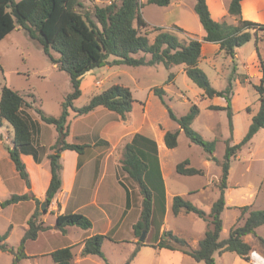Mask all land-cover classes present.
Here are the masks:
<instances>
[{"label": "trees", "instance_id": "16d2710c", "mask_svg": "<svg viewBox=\"0 0 264 264\" xmlns=\"http://www.w3.org/2000/svg\"><path fill=\"white\" fill-rule=\"evenodd\" d=\"M86 0H0V42L16 29L25 30L32 39L38 40L48 60L61 72L69 75L72 92L63 103L62 114L53 117L37 110L41 121L55 127L58 133L56 144L51 147L48 156L50 161L51 181L46 192L44 203L47 209L56 194L61 190L62 153L75 151L83 155L89 145L84 143H69L70 116H84L102 107L117 114L126 121L133 111L135 100L129 87L116 84L107 90L94 95L89 104L77 108L76 100L82 96V81L84 76L96 69L105 67L111 62L115 66L152 67L163 65L167 70L174 66H183L188 78L199 88L204 90V97L209 99L224 98L225 107L211 106L215 111L227 112L230 121L232 112V87L224 91L212 87L207 74L199 67L202 58V44L198 39L182 40L174 32L155 27L156 36L153 42L149 39L148 31L141 34L142 29L149 27L142 15L143 4L141 0H113L107 6L95 5L90 9L85 4ZM90 1V0H89ZM172 0H148L149 5L168 7ZM242 1L232 0L228 13L236 18L237 24L217 22L213 19L206 0H196L194 7L199 21L206 33L204 41L218 44L220 51L230 56L234 62L236 50L246 43L255 40L256 52L261 64L263 77L261 83L255 86L260 98V110L253 118L252 125L241 143L232 145V138L227 140L226 152L222 161L214 156L216 141L205 140L200 133L192 128L195 119L200 115V109L193 104L188 114L177 117L171 109L169 114L179 129L166 131L165 145L169 150L178 147V139L182 131L192 144L200 146L209 155V159L221 166V175L216 182L218 199L213 203L211 212L206 213L192 204L184 197L177 195L173 198L172 212L175 216L193 214L207 224L203 238L199 241L198 248L192 249L185 238L172 231H163L166 216V184L163 178L158 144L155 140L137 133L131 141L124 146L121 169L127 177L139 188L143 197L142 210L139 221L134 225V235L140 238L144 232H155L151 241L136 242V249L131 256L134 260L142 247L178 251L192 258L199 264H215L217 253L231 252L240 258L250 261L252 248L245 241L248 235H257V230L264 226V209L251 210L250 206L241 207V217L245 218L242 225L230 230L229 237L221 240L223 232L222 214L227 208L226 191L230 176L231 162L238 152L248 145L253 137L264 130V61L260 54L259 34L264 37V24L243 19ZM177 31L183 30L177 27ZM143 55V56H141ZM149 56V58L147 57ZM2 67L0 65V73ZM174 74L169 75L172 81ZM241 83H245L240 79ZM0 127L7 122L14 132L13 147L8 148L9 156L14 163L19 177L27 184L29 174L22 155H31L37 163L41 162L40 148L35 143L36 133L40 124L30 114L31 105L17 91L0 83ZM154 94L162 100L166 95L164 88H155ZM232 125V124H231ZM176 172L181 176H203L204 170L191 166L186 159L176 166ZM127 209L132 206L130 190L126 185ZM34 200L37 208L28 220L25 231L17 248L8 244L10 230L0 234V251L14 256L12 264L20 262L28 255L25 246L28 241L37 240L41 232L52 230L53 227L45 225L41 217V202L33 195L14 194L0 203L2 209L21 202ZM79 227L89 230L93 227L92 221L81 213L58 214L54 229L63 234L67 228ZM264 247V239L258 238ZM106 241L115 242L110 235L97 234L83 242L81 257L98 256L109 264L103 253ZM54 264H76L74 247L57 249L50 254Z\"/></svg>", "mask_w": 264, "mask_h": 264}, {"label": "rangeland", "instance_id": "374dc122", "mask_svg": "<svg viewBox=\"0 0 264 264\" xmlns=\"http://www.w3.org/2000/svg\"><path fill=\"white\" fill-rule=\"evenodd\" d=\"M111 1L113 0H86L85 4L88 8L93 9L95 5L107 6ZM193 1L195 0H172L169 8L164 9L156 5H149L147 3L148 0H141L143 4L141 12L149 25L147 29L140 31L141 34H145L148 31V37L153 42L156 36L153 28L159 27L174 32L182 40L197 38L193 33L182 28L183 32L177 31L178 26L171 23V21L167 22L166 18V16L171 17L174 15L182 4L186 5V7L187 5L192 6ZM223 2L228 6L231 0H223ZM165 13L167 14L165 15ZM246 13H248L247 10ZM242 16L245 19L243 14ZM235 21L237 20L234 17H229L225 22L234 24ZM259 37H261L258 40L260 54L264 61V37L262 34H259ZM254 50H256L255 40L236 50V73H234L233 59L224 52L206 50L204 57L202 54L199 67L207 74L212 87L219 91H224L229 86L233 88L231 95L233 117L231 121L226 111H215L208 108L212 104V100L204 97V90L188 78L182 66H174L170 70H167L163 65L152 67L115 66L111 63L114 58H111L110 63L105 67L96 69L83 78V93L76 100L75 106L82 108L89 104L94 95L107 90L113 85L124 84L131 89L135 100L133 111L127 120L123 121L117 114L104 108H99L94 114L89 116L84 115L81 117L71 112L69 119L70 135L71 127L74 134L77 132H81V134L79 133L71 139L68 138V142L84 143L89 145L88 148L94 147L98 153H102L98 157L99 160L107 159L118 165L120 171L117 178L120 184L126 185L130 190L133 204L136 207L141 206V209L143 197L138 186L125 176L122 171L121 160L124 146L131 141L134 133L142 132L149 134L152 138L155 137L154 139L159 144L158 152L162 160L168 188L167 202L169 213L161 233L163 228L166 231L172 230L178 236L185 238L192 249L198 248V241L203 238L207 224L193 214L175 216L172 212L173 194L179 193L180 196L189 200L198 208L210 213L213 203L219 196L216 181L220 178L221 166L214 161L208 160L209 155L204 149L192 144L184 133L179 136V146L175 151H171L166 147L164 141L165 130L174 131L178 127V124L171 119L169 109L177 117H182L188 114L193 104H196L201 111V115L195 119L192 128L200 133L205 140L216 141L214 156L217 160L222 161L226 152L227 140L232 138V145L241 143L252 125L253 118L260 110V95L255 86L260 85L263 74L260 61L257 59L254 63L250 61ZM147 57L149 58V56ZM0 65L2 67V72L0 73L2 86L6 85L19 92L27 103L31 105L30 114L44 126L43 135L45 141H42L41 137L39 138V134L36 133L35 143L49 144L51 141L50 130H53L55 134L57 131L55 127L43 123L36 111L38 109L42 110L45 114L53 117H59L62 114L63 103L72 92L69 75L59 71L44 54L40 42L32 39L23 29H16L5 41L0 42ZM171 73L175 75L173 81H169ZM240 79H243L245 83H241ZM155 88L165 89L166 95L163 100L154 94L153 90ZM185 99L187 100L186 102ZM117 122L119 123L118 127L111 126ZM8 127L10 126L0 128L1 148H7L11 145ZM1 151L7 153L6 151ZM66 155L64 160L65 168L64 170L62 168L61 171V174L65 177L68 173L66 168H68L69 162L72 160L71 156L76 154L68 152ZM186 159L191 161V166L203 169L205 175L194 177L179 175L176 172V164ZM206 161H210L209 166H207ZM0 165L2 167L0 200H5L14 193L20 194L24 192L26 189L24 181L21 180L15 171L10 158L9 161L2 160ZM29 170L36 182L37 194L39 196L44 195L47 188L45 182L51 175L49 161H46L38 171L33 167V164H30ZM85 186L87 191H91L92 188L95 190L97 183L92 185L90 182ZM102 188L104 192L114 195L112 203L116 208H121L126 192L117 185L110 174L103 183ZM194 189L200 191L189 194ZM226 202L227 208L222 214L223 232L221 240L229 237L232 228L244 223L247 215L241 217V207L250 206L251 210L264 209V130H260L251 142L244 146L232 160L228 189L226 191ZM23 209L20 208L15 211L12 207L0 208L1 233L5 231L12 220L20 219V216L24 214ZM47 221L49 224L55 222L54 216L48 215ZM15 225L14 231L7 242L11 247L17 248L23 237L24 229L22 225L17 223ZM12 227L13 225H11L10 231ZM74 229L76 230H71L69 237L71 240H78L80 237L78 233H82L84 230L79 227ZM154 233L153 231L147 234L145 241H151ZM127 234L128 231L126 230L122 236L127 237ZM257 235L245 237V241L252 248L250 261L240 258L235 253L225 252L215 255V264H264V247L258 239L259 237L264 239V226L257 230ZM128 240L116 243L106 241L103 246V253L109 264H199L188 256L171 258L169 255L164 254L166 252L152 247L143 248L138 257L131 260V256L136 249L135 243L140 241L139 238H136V241L132 243ZM54 241L55 239L50 242L47 241V244L50 243L47 246L44 236L38 242H30L27 250L36 254L40 250L61 246L58 243L59 240L57 241L56 239L57 243H52ZM13 259L14 256L12 254L0 251V264H12ZM93 259L94 261L88 264H106L98 257H93ZM77 260L78 258L76 257V264ZM38 261V264H54L50 255L38 258ZM36 263L30 257L20 262V264Z\"/></svg>", "mask_w": 264, "mask_h": 264}, {"label": "crops", "instance_id": "0c3cea01", "mask_svg": "<svg viewBox=\"0 0 264 264\" xmlns=\"http://www.w3.org/2000/svg\"><path fill=\"white\" fill-rule=\"evenodd\" d=\"M206 1H207L208 6H209V9L211 11V15L215 21L224 22V21H227L229 17H231L228 13V6L230 4H228V6H227V4H224L223 0H206ZM195 4H196V0L193 1L192 6L187 5V7H186V5L182 4L180 6V9H178L174 15H172L171 17L166 16V18H167V22L171 21V23L176 24L178 27L182 28L183 30H186L190 33H193L195 36H197V38L193 37L194 39H198V40L203 42L202 54L204 57V54H206L205 53L206 50H211V51L213 50V52L220 51V46L218 44L208 43V42L204 41V37H205L206 33H205V31H204V29H203V27L199 21L197 14L195 13V10H194ZM163 8L168 9L169 6L163 7ZM246 10L248 11V13H246ZM166 14L167 13H165V15ZM242 14L245 16V19H247V20H252V21L260 22V23L264 24V19H263V17H264V0H243L242 1ZM145 21H146V19H145ZM229 24L236 25L237 21H235L234 24L233 23H229ZM167 28H168V26H167ZM10 35L11 34H9L6 38H8ZM6 38L3 41H5ZM3 41H1V42H3ZM255 45H256V43H255ZM236 58H237V56H236ZM256 59L259 60L257 52H256V50H254V52L252 53V55L250 57L251 63H254ZM94 71L95 70L87 73L84 77L88 76L90 73H92ZM173 79H174V77H173ZM122 85H124V84H122ZM81 88H82V86H81ZM183 98H185V97L183 96ZM211 100H212V102H211L212 104H210L208 106V108H210L211 106H220V107L226 106V101L224 98H214ZM186 101L187 100L185 99V102ZM99 108H102V107H99ZM99 108H97L95 111L89 113L87 116H89L90 114H94V112H96ZM200 115H201V111H200ZM79 120H80V118H79ZM6 124L7 123L4 122L2 127L10 126L9 124L8 125H6ZM39 124H40V129L37 133L39 134V138L41 137L42 141H45V137L43 135L44 126L40 122H39ZM118 125H119V123L117 122L115 125H111V126L118 127ZM2 127H0V128H2ZM8 128L10 130L9 136L11 137V142H10L11 145L8 147L12 148L13 147L14 132H13V128L11 126ZM177 129H179V126L177 127ZM50 131H51V135H50L51 141L49 144L44 145V144L36 143V145L40 148V156H41V162L40 163H37L34 160L33 156H31V155H25V154L22 155V160L26 164L27 171L29 174V183L27 184L23 180L24 184L26 186L25 191L20 193V194L14 193L17 195H24V194L33 195L42 204L44 203L45 198H46V192H47V189H48L50 181H51V175L48 178L47 182H45V185H47L45 194L44 195L42 194V196H39L36 192V182H35L32 174L29 170V165L33 164V167L35 169H37V171H38L40 169V167L45 164L46 161H49L48 156L51 153V147H53L56 144L57 139H58L57 132L55 134V133H53V130H50ZM166 131H168V130H165V132ZM165 132H164V135H165ZM79 133L81 134V132H77L76 134H74L73 129L71 127V135H70L69 139L76 137ZM82 133H84V132L82 131ZM139 133L143 134L145 136H148L157 142V140L154 139L155 138L154 136H153L154 138H152V136H149V134H147V133H142V132H139ZM181 133H183V132L181 131L180 135H181ZM135 134H137V133H134L133 135H135ZM0 135H1V129H0ZM118 136H120V135H118ZM2 145H3V141H2ZM158 146H159V144H158ZM178 146H179V142H178ZM8 147L7 148H5V147L1 148L0 147L1 150L7 152V153H5V152H2L0 150V162L2 160L9 161L10 156L8 153ZM177 148H175L171 151H175ZM68 152H72L76 155L71 156L72 160L69 162L68 168H66V169H68L67 176L65 177L64 175L61 174V180H62L61 190L56 194L51 205L47 209V212L45 214H42V212H41V217H42L43 221L45 222V225L53 227V229L46 231V232H41L39 234L37 240L28 241L26 243V246H25L26 254L28 255V257L32 258L35 262H37L36 264H38V262H39L38 258L48 256L52 252H54L55 250L65 248V247H74L75 256L78 258L77 264L91 263L92 261H94L93 257H98V256L81 257L80 255H81V251L83 248V242L86 239H88L94 235H97V234L110 235L115 241L113 243L126 241L127 239H129L128 241H130V243H132L133 241L134 242L136 241L133 227L140 219L141 210H142L141 206L136 207L132 202L131 208L127 209V193H126L125 194V200L122 201L123 203H121L122 207L116 208L114 206V204L112 203V201L114 200V195L111 193H106L102 190L103 189L102 188L103 183L106 181V178L108 177L109 174L115 180L117 185H119L120 187H122L124 189V187L120 184V182L117 178L119 171H120L118 165L110 162L107 159H100L99 160L98 157L101 156L102 153H98L96 148L91 147V148L86 149V151L84 152L83 155H79L75 151L63 152L62 157H61L63 170L65 168L64 160H65V158L67 156L66 154H68ZM4 157H5V159H4ZM159 158H160V164H161V170H162L163 178L165 181V176H164L163 165H162L160 153H159ZM208 160H210V159L208 158ZM10 161L12 162L11 158H10ZM210 161H206L207 166L210 165ZM49 163H50V161H49ZM70 163H71V165H70ZM177 164H176V166H177ZM13 165H14V163H13ZM15 171H16V169H15ZM1 173H2V167L0 165V175H1ZM125 176H127V174H125ZM192 177H194V176H192ZM0 181H1V177H0ZM90 182L92 183V185H96V183H97V186H96L95 190L92 188L91 191H87L85 185L90 183ZM165 184H166V181H165ZM203 189H204V187H203ZM199 191L200 190H198V189H194V190H191L189 192V194L198 193ZM125 192H126V190H125ZM14 194H12V195H14ZM12 195H10L8 198H10ZM177 195H180V194L174 193L173 197H175ZM167 197H168V188L166 186V198ZM7 199H5V200H7ZM5 200H0V203L5 201ZM42 204H41V206H42ZM9 207L14 208L15 211L17 209L24 208L25 209V210L23 209L24 214L22 216H20V219L12 220L9 223V225L7 226V228L5 229V231L3 233L0 232V234L6 233L10 229L11 225H13V227L11 228V231H10V236H11V234L13 233L14 228L16 226L15 225L16 223L18 225H22V227L24 229V233H25V231L28 228L27 222L37 208L35 201L29 200V201H25V202H21L18 204L11 205ZM166 208H167V211H166L165 221H166V217L169 213L168 202L166 204ZM18 212H19V210H18ZM65 213H81V214L85 215L86 217H88L92 221L93 227L89 230H84L82 233H78V234H80V237L78 240H71L69 237L70 232H71V230H76V229H74L75 227L67 228L66 234H63L62 232H60L57 229H54L55 225H56V219H57L58 214H65ZM48 215H53L55 222L49 224L47 221ZM100 224H102V225H100ZM164 226H165V224H164ZM126 230L128 231V234H127L128 236L124 237V236H122V234ZM163 231H166L165 228H163ZM169 231H172V230H169ZM44 236H45L47 246L50 244V243L47 244V241L50 242L52 239H55V241L52 243H57V241L59 240L58 243H59V245L61 244V246H58V247L54 246L53 248H49L47 250H40L39 253H36V254L30 253L27 250L28 244L30 242H38ZM56 239H57V241H56ZM8 240H9V238H8ZM108 242H111V241H108ZM105 243H104V245H105ZM198 244H199V241H198ZM51 245H53V244H51ZM55 247H57V248H55ZM143 248H145V247H142L140 249L138 255L142 252ZM157 250H161L163 252H166L164 254L169 255V257H171V258L172 257L179 258V257L186 256V255H184L178 251H170V250H166V249H157ZM138 255L136 256V258L138 257ZM98 258H100V257H98Z\"/></svg>", "mask_w": 264, "mask_h": 264}, {"label": "water", "instance_id": "95a60500", "mask_svg": "<svg viewBox=\"0 0 264 264\" xmlns=\"http://www.w3.org/2000/svg\"><path fill=\"white\" fill-rule=\"evenodd\" d=\"M41 209H42V214H45L47 212V205L46 203H43L42 206H41ZM146 236H147V233L144 232L141 236V238H139V241L140 242H144L145 239H146Z\"/></svg>", "mask_w": 264, "mask_h": 264}]
</instances>
